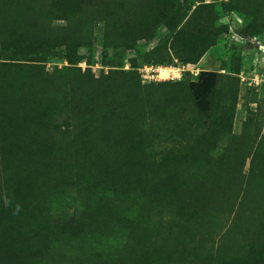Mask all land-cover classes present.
<instances>
[{
	"label": "trees",
	"instance_id": "obj_1",
	"mask_svg": "<svg viewBox=\"0 0 264 264\" xmlns=\"http://www.w3.org/2000/svg\"><path fill=\"white\" fill-rule=\"evenodd\" d=\"M189 1L0 0V264H180L195 241L199 264H264V223L245 245L207 248L244 185L264 187L258 111L234 133L242 58L212 90L209 116L192 73L145 84L137 70L198 67L230 13L264 36V0H193L183 13ZM162 29L139 59L107 61ZM97 43L107 73L92 69Z\"/></svg>",
	"mask_w": 264,
	"mask_h": 264
},
{
	"label": "rangeland",
	"instance_id": "obj_2",
	"mask_svg": "<svg viewBox=\"0 0 264 264\" xmlns=\"http://www.w3.org/2000/svg\"><path fill=\"white\" fill-rule=\"evenodd\" d=\"M192 1L193 0H190L189 2L184 3L182 6V8H184L183 13L186 11L188 4ZM201 1H204L205 3H211L214 0ZM226 19L230 24L229 34L221 39L219 44L207 54L198 67H195L197 70H199V72L197 75H194V77L198 78L196 81H194L195 83H192V90L196 97L197 106L205 116H209L211 105L210 95L212 90L218 86L222 74L239 69L237 56L240 55L242 58V64H240L238 77L241 84V98L236 114L234 133L237 135L242 133L243 126L248 120V111H258L257 116L254 117L256 122L254 124L256 130L260 129V134L264 135V71L258 72V75L260 73V76L263 77V80L259 85L254 87H249L246 83H243L240 78L242 71H244L246 74H251L253 72V64L255 60L260 58L259 52L253 49L251 43L248 42V32L251 28V21L240 17V15L236 13H230L227 15ZM168 33L169 32L166 29L160 30L157 40L154 42H142L135 50L127 52L110 51L107 54V61L113 60L116 56V59L120 60L123 59V56H126L127 59H139V56L142 53H146L148 50L153 48L157 43H159L161 39L165 38ZM260 40L264 43L263 35H261ZM100 46V43H97L94 50L92 51V69L96 74H99L100 69L102 68L106 73L110 70L109 67H102L106 62L102 56V50ZM233 55L234 59H231ZM176 61L177 60H175V62ZM81 64L78 66L85 70V67L83 65L81 66ZM65 65H67L65 61H52L48 63V69L52 70L55 66L63 67ZM123 69L130 71V64L126 63ZM137 70L144 82L145 79L143 77L141 67ZM145 84L147 83L145 82ZM249 166L250 161L247 163L246 173L249 170ZM246 186L244 185L245 194L243 193L240 196L238 202L234 204L232 210L230 208L225 209V211L219 216L221 224L216 229L213 238L207 241L209 255L216 253L221 244H227L229 246L235 244L245 245L249 236L251 238L256 237V233L259 231L260 226L264 223V187H258L256 185L250 187ZM61 202L59 201V203ZM62 203L65 204L64 206L67 209H72L75 206V202L72 200V196L70 197V195L64 198ZM205 251L206 247L199 246L198 241L192 242L189 245V248L183 253L185 257L183 259H179L178 261H183L180 264H199V259L202 257Z\"/></svg>",
	"mask_w": 264,
	"mask_h": 264
},
{
	"label": "built area",
	"instance_id": "obj_3",
	"mask_svg": "<svg viewBox=\"0 0 264 264\" xmlns=\"http://www.w3.org/2000/svg\"><path fill=\"white\" fill-rule=\"evenodd\" d=\"M248 42L251 43L253 49L257 50L260 54V58L255 60L253 64V72L251 74H246L244 71L241 72L240 78L243 83H246L249 87H254L260 84L263 80V77L258 75V72L264 71V43L260 40V37H249ZM178 63V60L176 61ZM84 66L85 69L91 66H88L87 61H83L81 66ZM93 68V67H92ZM141 71L144 77V83H156V82H168V81H180L183 78L185 72H190L193 75H197L199 70L196 68L187 65H170V66H152L145 65L141 67ZM197 71V72H196ZM166 74V75H165Z\"/></svg>",
	"mask_w": 264,
	"mask_h": 264
},
{
	"label": "bare ground",
	"instance_id": "obj_4",
	"mask_svg": "<svg viewBox=\"0 0 264 264\" xmlns=\"http://www.w3.org/2000/svg\"><path fill=\"white\" fill-rule=\"evenodd\" d=\"M166 75V74H165Z\"/></svg>",
	"mask_w": 264,
	"mask_h": 264
}]
</instances>
